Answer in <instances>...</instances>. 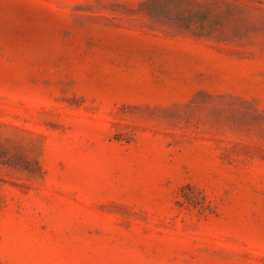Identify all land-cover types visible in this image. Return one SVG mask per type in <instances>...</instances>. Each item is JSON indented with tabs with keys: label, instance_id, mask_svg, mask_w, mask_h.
Listing matches in <instances>:
<instances>
[{
	"label": "rangeland",
	"instance_id": "obj_1",
	"mask_svg": "<svg viewBox=\"0 0 264 264\" xmlns=\"http://www.w3.org/2000/svg\"><path fill=\"white\" fill-rule=\"evenodd\" d=\"M0 264H264V0H0Z\"/></svg>",
	"mask_w": 264,
	"mask_h": 264
}]
</instances>
